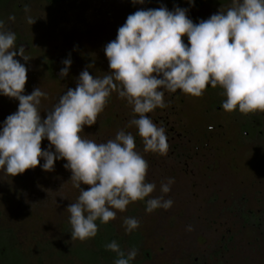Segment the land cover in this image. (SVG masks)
<instances>
[{"label":"rangeland","instance_id":"rangeland-1","mask_svg":"<svg viewBox=\"0 0 264 264\" xmlns=\"http://www.w3.org/2000/svg\"><path fill=\"white\" fill-rule=\"evenodd\" d=\"M51 1L0 0V19L16 34V46L23 45L24 54L30 56L28 61L14 57L27 69L24 94L36 87L48 94L39 105L42 118L59 95L75 87L78 74L88 65L90 75L107 74L104 45L115 39L128 14L141 8L163 5L172 10L179 6L177 0H145L144 4L131 0ZM228 6L230 0L180 7L187 8L196 23ZM10 15L15 20L9 21ZM27 16L33 18L32 24ZM182 39L187 43L186 36ZM69 54L72 63L61 79V61ZM222 93L219 86H206L199 97L180 90L165 92L168 107L145 114L165 127L167 155L143 151L135 126L126 127L135 115L132 106L115 92L97 122L80 133L103 142L122 128L131 132L136 150L149 165L146 181L156 185L150 196L160 195V184L174 178L165 195L173 200L169 209L148 213L145 201L137 200L124 212L117 210L116 218L108 223L97 220L95 237L71 239L66 206L76 201L79 189L72 186L71 172L63 167L66 161L61 158L54 161L53 171L37 165L11 176L0 170V230L8 233L30 264L37 260L41 264H87L92 259L93 264H114L115 252L106 249L100 255L94 246L97 241L104 247V238L110 236L103 226L110 228L112 239L125 252L133 247L138 250L131 264H264V112L225 111ZM17 105L16 99L0 95V122ZM48 143L43 139L41 148ZM127 216L140 222L132 232H125L122 225ZM135 237L137 243L132 245Z\"/></svg>","mask_w":264,"mask_h":264},{"label":"clouds","instance_id":"clouds-1","mask_svg":"<svg viewBox=\"0 0 264 264\" xmlns=\"http://www.w3.org/2000/svg\"><path fill=\"white\" fill-rule=\"evenodd\" d=\"M24 11H29L27 6ZM187 13L184 7L169 10L161 5L128 14L115 39L104 45L107 74L90 75L88 65L78 74L75 87L67 88L51 110L43 111V118L39 105L48 94L39 87L24 94L27 69L14 57L28 61L30 56L24 54L23 45L16 46V34L0 19V95L18 101L16 110L0 122V170L11 176L37 165L53 171L54 161L63 158L72 186L79 189L76 201L66 206L71 239L95 237L97 220L108 223L117 210L124 212L137 200L145 201L148 213L173 204L165 198L172 177L160 184V195L150 196L156 185L146 181L149 165L136 150L131 132L122 128L103 142L80 135L85 126L97 122L113 92L132 106L135 115L126 127L135 126L143 151L159 155L168 152L165 127L145 114L168 107L165 92L180 90L199 97L206 85L219 86L225 111L264 112V0H230V6L196 23ZM26 20L34 22L31 16ZM61 63L62 79L72 63L70 54ZM43 139L49 143L42 149ZM139 223L135 217L122 219L125 232L134 231ZM104 247L116 253L114 264H131L138 251L133 247L125 252L115 240Z\"/></svg>","mask_w":264,"mask_h":264},{"label":"trees","instance_id":"trees-1","mask_svg":"<svg viewBox=\"0 0 264 264\" xmlns=\"http://www.w3.org/2000/svg\"><path fill=\"white\" fill-rule=\"evenodd\" d=\"M51 1V0H50ZM54 0H52L51 2H53ZM226 0H193L192 6H201L205 3H213V4H221L224 3ZM179 6H184V5H189L188 0H177ZM103 228H105L107 231H109L110 236H107L105 240V243H108L110 241H112V231L110 230V228H108L107 226H103ZM103 238V237H102ZM100 241H104V239H102ZM12 238H10V236L8 235V233L4 230H0V264H30L28 263L27 259L24 257L22 251L16 246V244L14 243V241ZM96 243L94 244V246L99 249L100 251V255H102L103 252H105L106 248L105 247H100L99 243L97 241H95ZM101 243V242H100ZM132 245L137 243V237L132 238L131 241ZM117 257H115L114 259H116ZM40 260H37L35 264H41ZM91 262H94L93 259L91 260ZM91 262H87V264H93Z\"/></svg>","mask_w":264,"mask_h":264},{"label":"flooded vegetation","instance_id":"flooded-vegetation-1","mask_svg":"<svg viewBox=\"0 0 264 264\" xmlns=\"http://www.w3.org/2000/svg\"><path fill=\"white\" fill-rule=\"evenodd\" d=\"M2 5L0 4V7H1ZM64 66V65H63ZM207 86V89H210V88H212V86L211 85H206Z\"/></svg>","mask_w":264,"mask_h":264}]
</instances>
